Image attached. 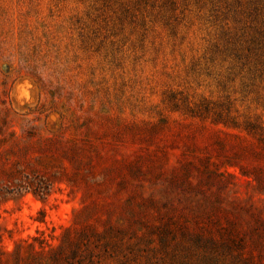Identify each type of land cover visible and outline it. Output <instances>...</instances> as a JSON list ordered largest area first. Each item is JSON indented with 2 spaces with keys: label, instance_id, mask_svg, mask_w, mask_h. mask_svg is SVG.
Instances as JSON below:
<instances>
[{
  "label": "rangeland",
  "instance_id": "374dc122",
  "mask_svg": "<svg viewBox=\"0 0 264 264\" xmlns=\"http://www.w3.org/2000/svg\"><path fill=\"white\" fill-rule=\"evenodd\" d=\"M0 264H264V0H0Z\"/></svg>",
  "mask_w": 264,
  "mask_h": 264
},
{
  "label": "trees",
  "instance_id": "16d2710c",
  "mask_svg": "<svg viewBox=\"0 0 264 264\" xmlns=\"http://www.w3.org/2000/svg\"><path fill=\"white\" fill-rule=\"evenodd\" d=\"M195 242H197V243H199V242H202L201 240H200V238H198V237H195Z\"/></svg>",
  "mask_w": 264,
  "mask_h": 264
}]
</instances>
